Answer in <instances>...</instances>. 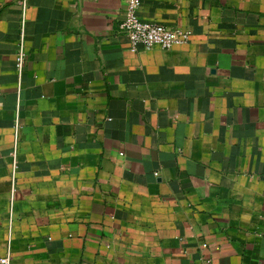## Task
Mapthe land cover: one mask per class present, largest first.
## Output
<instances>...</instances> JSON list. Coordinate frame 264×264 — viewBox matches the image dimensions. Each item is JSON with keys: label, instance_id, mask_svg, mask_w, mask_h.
I'll return each instance as SVG.
<instances>
[{"label": "crops", "instance_id": "0c3cea01", "mask_svg": "<svg viewBox=\"0 0 264 264\" xmlns=\"http://www.w3.org/2000/svg\"><path fill=\"white\" fill-rule=\"evenodd\" d=\"M24 1L0 0V258L264 264V0H141L190 37L138 50L127 0Z\"/></svg>", "mask_w": 264, "mask_h": 264}, {"label": "built area", "instance_id": "2783aa9c", "mask_svg": "<svg viewBox=\"0 0 264 264\" xmlns=\"http://www.w3.org/2000/svg\"><path fill=\"white\" fill-rule=\"evenodd\" d=\"M140 5L141 0H127L124 16L119 24L121 31L126 34L132 50H138L141 46L150 48L156 45L172 48L189 39L190 29L188 28L143 18L139 14ZM25 58L26 52L22 43L16 55L19 69L24 65ZM0 261L2 264H10L9 254L2 256Z\"/></svg>", "mask_w": 264, "mask_h": 264}, {"label": "water", "instance_id": "95a60500", "mask_svg": "<svg viewBox=\"0 0 264 264\" xmlns=\"http://www.w3.org/2000/svg\"><path fill=\"white\" fill-rule=\"evenodd\" d=\"M83 3V0H79V4Z\"/></svg>", "mask_w": 264, "mask_h": 264}]
</instances>
